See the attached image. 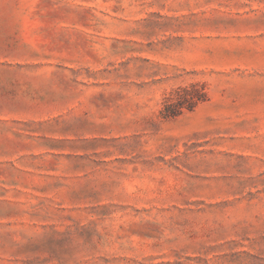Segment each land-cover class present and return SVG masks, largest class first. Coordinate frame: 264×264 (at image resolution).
Masks as SVG:
<instances>
[{
    "label": "rangeland",
    "instance_id": "rangeland-1",
    "mask_svg": "<svg viewBox=\"0 0 264 264\" xmlns=\"http://www.w3.org/2000/svg\"><path fill=\"white\" fill-rule=\"evenodd\" d=\"M0 264H264V0H0Z\"/></svg>",
    "mask_w": 264,
    "mask_h": 264
},
{
    "label": "trees",
    "instance_id": "trees-1",
    "mask_svg": "<svg viewBox=\"0 0 264 264\" xmlns=\"http://www.w3.org/2000/svg\"><path fill=\"white\" fill-rule=\"evenodd\" d=\"M207 99L208 93L204 83L193 82L177 86L165 96L160 113L165 118L176 117L185 111L193 110L197 104Z\"/></svg>",
    "mask_w": 264,
    "mask_h": 264
}]
</instances>
